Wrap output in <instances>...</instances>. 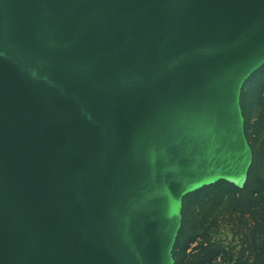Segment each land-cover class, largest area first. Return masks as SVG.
I'll list each match as a JSON object with an SVG mask.
<instances>
[{"label":"water","instance_id":"1","mask_svg":"<svg viewBox=\"0 0 264 264\" xmlns=\"http://www.w3.org/2000/svg\"><path fill=\"white\" fill-rule=\"evenodd\" d=\"M0 59V264H168L185 192L245 177L237 97L264 62V0H15Z\"/></svg>","mask_w":264,"mask_h":264},{"label":"rangeland","instance_id":"2","mask_svg":"<svg viewBox=\"0 0 264 264\" xmlns=\"http://www.w3.org/2000/svg\"><path fill=\"white\" fill-rule=\"evenodd\" d=\"M94 0H83L87 18ZM264 62L242 82L237 107L245 143V177L224 176L181 195L178 224L168 264H189L191 254L207 251L208 263L264 264ZM37 117L33 110L29 117ZM27 122L24 124L26 125ZM249 181L250 185L245 182ZM257 190V192L255 191ZM256 193V200L252 199Z\"/></svg>","mask_w":264,"mask_h":264},{"label":"crops","instance_id":"3","mask_svg":"<svg viewBox=\"0 0 264 264\" xmlns=\"http://www.w3.org/2000/svg\"><path fill=\"white\" fill-rule=\"evenodd\" d=\"M25 12L15 0H0V59L11 62L26 44L24 33ZM40 91H31L24 95L22 103L0 106V128H23L29 120V114L35 110Z\"/></svg>","mask_w":264,"mask_h":264},{"label":"trees","instance_id":"4","mask_svg":"<svg viewBox=\"0 0 264 264\" xmlns=\"http://www.w3.org/2000/svg\"><path fill=\"white\" fill-rule=\"evenodd\" d=\"M263 107H264V100L262 103ZM248 184L250 185L248 179L245 182V185ZM263 185H264V180H263ZM257 192V190H255ZM264 193V190H263ZM258 195H256V193H252V199L256 200ZM197 249V252L191 254L190 259H189V264H204V263H208L210 262V260L214 257L213 253H211L210 251L205 252L204 254H202L200 252V248L198 249L197 247L194 248V250ZM247 261H245L244 263L241 264H246ZM221 264H227V259H223V262H221ZM253 264V262L251 263Z\"/></svg>","mask_w":264,"mask_h":264}]
</instances>
